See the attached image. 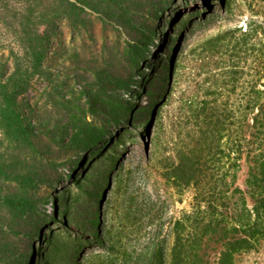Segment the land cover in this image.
Wrapping results in <instances>:
<instances>
[{
  "label": "rangeland",
  "instance_id": "obj_1",
  "mask_svg": "<svg viewBox=\"0 0 264 264\" xmlns=\"http://www.w3.org/2000/svg\"><path fill=\"white\" fill-rule=\"evenodd\" d=\"M52 1L60 16L22 95L28 137L0 128V197L14 198H0L2 264H169L173 223L194 194L160 175L170 114L194 88L190 58L243 22L245 0ZM5 38L13 45L14 34ZM164 109L158 129L152 112ZM247 169L243 157L241 187ZM235 264H264V240Z\"/></svg>",
  "mask_w": 264,
  "mask_h": 264
},
{
  "label": "trees",
  "instance_id": "obj_2",
  "mask_svg": "<svg viewBox=\"0 0 264 264\" xmlns=\"http://www.w3.org/2000/svg\"><path fill=\"white\" fill-rule=\"evenodd\" d=\"M245 6L241 24L204 39L190 58L198 68L189 80L194 88L180 92L170 114L160 175L178 190L192 186L194 194L192 209L173 223L169 264H210L211 253L214 264H235L238 253L264 240V0ZM59 16L52 0H0V128L6 133L28 137L22 95L42 71L47 29ZM6 33L15 35L13 45ZM178 82L165 87L162 104ZM163 111L152 112L158 129ZM243 157L248 169L241 187ZM5 172L0 155V176ZM0 198L14 206V198ZM8 240L0 233V264ZM157 250L153 245L150 255Z\"/></svg>",
  "mask_w": 264,
  "mask_h": 264
}]
</instances>
